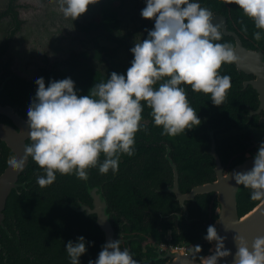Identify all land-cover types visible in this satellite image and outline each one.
I'll list each match as a JSON object with an SVG mask.
<instances>
[{"label":"flooded vegetation","instance_id":"af4514ba","mask_svg":"<svg viewBox=\"0 0 264 264\" xmlns=\"http://www.w3.org/2000/svg\"><path fill=\"white\" fill-rule=\"evenodd\" d=\"M54 1L27 0V4L22 0L1 1L0 105L12 107L13 111L24 117L27 116V110L35 97L38 88L35 81L38 78L43 77L47 87L52 80L59 81L70 77L79 92L86 83L94 86L95 83L106 81L112 72L126 75L131 66L127 58L133 55L130 49L136 42L147 39V30L154 28V20L141 16L146 0H98L93 4L94 8L89 6L88 12L79 19L73 21L66 18L72 23V27L60 21L56 12L50 9ZM205 1L199 0V3L206 8L208 3ZM22 3L27 7L25 10ZM40 6L49 9L42 14ZM123 6L128 9L137 7L134 12L122 13ZM105 8L109 11H105ZM27 15L33 19L30 26L34 28L35 36L28 44L21 46L18 34L27 25V19L24 18ZM109 16L115 17L111 24L106 23ZM83 34L88 37L85 42ZM223 36L228 38V43L233 39L224 34ZM244 45L249 47L250 44ZM235 69L239 80V88L235 92L252 91L255 96L252 104L242 103L240 106V112L246 121L230 127L226 119L223 125L213 127L207 117L197 114L201 120L200 125L205 128L201 135L208 138V146L203 149V153L212 163V180L192 184L188 173L174 160L172 144L158 138L157 134L155 136L148 126L149 131L141 130L136 134L135 150L144 144L146 149L157 147V160L162 164L167 162V174L161 165L156 168L152 176L156 184L145 181L142 173L145 157L137 154L120 164L116 174L111 170L107 174H100L97 167L90 169L89 179L83 181L75 175L57 173L55 182L44 188L37 184V176L43 174L42 169L36 168L38 165L32 166L30 176L27 171L20 175L18 184L24 186L19 185L11 193L3 212L4 217L0 218V264H70L65 250L67 242L76 243L80 236L85 238L87 248L86 253L80 257L81 264L95 261L102 246L106 244L96 211L101 202L100 186L103 182L108 215L118 240H121V249H128L138 264H167L171 260L167 257L170 252L189 253L193 246H201L208 226L212 225L210 212L206 210L207 200L213 195L217 201L216 208L218 200L214 193L191 194L196 187L214 182L217 178V163L211 154L210 133L213 134L224 175L247 158H255L259 145L264 142V109H261L259 94L252 86L258 77L245 71L240 72L236 65ZM219 73L223 75L221 70ZM143 113L145 115L142 123L148 125L149 118L145 117V109ZM0 124L13 125V122L0 114ZM29 142L30 139L28 145ZM227 143L230 144L229 150L225 146ZM226 156L232 159L227 160ZM174 167L178 172L179 192L185 196L183 204L175 193L163 192L175 185ZM3 172L4 167L0 176ZM164 195L171 198V205H167ZM12 198L14 200L11 202ZM241 200L239 211L244 214V209L252 207L251 195L248 198L241 196ZM21 201L28 204L41 201L48 207L45 213L49 217L44 220L43 234L32 232L35 228L33 218L17 216L15 209ZM8 206L15 207L12 213V209L8 211ZM56 207L60 211L57 229L50 219L52 209ZM175 238H181V241L176 244Z\"/></svg>","mask_w":264,"mask_h":264},{"label":"clouds","instance_id":"9594fccd","mask_svg":"<svg viewBox=\"0 0 264 264\" xmlns=\"http://www.w3.org/2000/svg\"><path fill=\"white\" fill-rule=\"evenodd\" d=\"M59 10L73 21L88 12L98 0H58ZM235 4L243 15L254 22L257 31L253 38L264 39V0H225ZM144 19L154 20L148 38L136 42L130 49L134 55L125 74L112 72L106 81L95 83L89 95L77 94L75 82L69 77L52 80L46 87L43 77L38 78L35 97L27 110L31 144L25 145L22 158L16 155L7 160L9 169L20 173L29 157L42 169L37 184L47 187L60 175H75L87 181L89 170L100 174L118 173L122 154H135L136 134L148 131L143 124L145 104L162 135L176 137L201 124L190 105L185 87L193 92L210 95L215 106H221L231 88V77L220 75L224 64H239L237 47L218 43L223 38L219 25L213 24V13L202 7L198 0H146L141 10ZM247 33L243 19L238 21ZM157 84L159 85L157 87ZM143 102V103H142ZM103 156V160H101ZM237 185L251 189L253 201H264V142L255 154L254 166L249 171H236ZM217 223H221L223 213ZM208 242H216L213 254L200 256V245L193 246V264H218L231 256L224 246L217 228L209 225ZM237 251L234 264H264V235L251 243L242 236L234 237ZM121 240L109 241L102 246L98 258L88 264H138L128 249H121ZM66 252L70 264H81L80 257L87 251L85 238L68 241Z\"/></svg>","mask_w":264,"mask_h":264},{"label":"water","instance_id":"95a60500","mask_svg":"<svg viewBox=\"0 0 264 264\" xmlns=\"http://www.w3.org/2000/svg\"><path fill=\"white\" fill-rule=\"evenodd\" d=\"M199 2V0H198ZM208 8V7H206ZM209 9V8H208ZM213 13V24L219 25L224 35L233 37L231 44L237 47V55L241 57L239 64H234L238 70L246 73L255 74L258 80L252 83L253 88L257 91L260 98L261 109H264V52L262 49L254 50L252 47H246L241 38L234 32L229 31L227 18L219 13ZM0 114L7 116L13 125L0 124V145H3L8 152L7 160L10 156L16 155L22 158L25 154V145H28L29 126L27 124V116L24 117L21 113L17 114L12 107H2L0 105ZM211 154L214 156L217 163L215 172L217 178L214 182L207 183L196 187L192 191V196L196 194L214 193L217 195L218 208L223 212L220 215L221 223H217L219 214L215 210L214 225L217 228L219 235L224 238V246L226 250H230L232 255L222 258L218 264H234V256L237 251V246L234 237L242 235L249 240V243L259 235H264V201L251 200L249 209H244L245 213L239 211V203L242 202L241 196L248 198L251 195V189L245 188L242 185H237L233 173L236 171H249L254 166V158L246 160L234 166L229 173L223 174V167L220 164V158L216 150V144L213 134ZM31 163V157L28 158L24 170L20 173L9 169L7 163L3 174L0 176V218L3 219V212L6 207L8 197L14 190H17L20 175L25 172ZM176 181L173 188L164 189L163 192H171L177 195L178 200L183 204L185 196L181 195L178 187V172L174 167ZM104 182L100 186L101 195L98 208L96 211L99 214V224L105 236L106 243L109 241L118 240L112 221L108 215V206L106 197L103 192ZM102 197V198H101ZM217 209V208H216ZM216 248V242H211L208 252L205 257L213 254ZM192 252V251H191ZM191 252H170L167 257L171 260L167 264H193ZM195 264H200V260H196Z\"/></svg>","mask_w":264,"mask_h":264},{"label":"trees","instance_id":"16d2710c","mask_svg":"<svg viewBox=\"0 0 264 264\" xmlns=\"http://www.w3.org/2000/svg\"><path fill=\"white\" fill-rule=\"evenodd\" d=\"M105 1L110 2V0H105ZM205 2L208 3L207 7L212 12L219 13L227 18L228 29L236 32L243 41V43L250 44L249 46L253 48H263L264 50V39H261L260 41L254 40L253 34L255 31H257V29L254 26V22L243 15V12L241 9H239L238 5L225 3V0H206ZM105 7H108V5L105 4ZM105 11L108 12L109 9L105 8ZM107 19L108 20L106 21V23L111 24L114 22L115 17L109 16ZM241 19H243L244 25L247 26V33L241 30L242 25L238 22ZM262 36H264V32H262ZM227 40L228 38H222V40L218 41V43H225L227 42ZM231 40L232 38L230 39V41ZM220 70L223 72V75H228L231 77V88L227 93V99L225 103L221 106H215L211 101L210 95H205L202 92L201 93L193 92L191 90V87L188 85H181V87H185L187 92V98L190 102V105L195 109L196 113L197 114L200 113L205 117H207L213 127L223 125L226 119H228V125L230 127L236 125L238 126L243 121L244 122L246 121L245 118H243L242 113L240 112L242 110L240 106L242 105V103L252 104L253 99H255V96L252 91H247L246 93L235 92V90L239 88V80L237 79L238 73L235 69L234 64H224L222 65V68ZM158 86L159 85L157 84V87ZM92 87L93 86H91L90 83H86L85 86H83L82 89L79 92H77V94L80 96L89 95L90 89ZM144 109L146 111L145 117L149 118V123L147 126L154 133L155 136L157 134L158 138L167 140L172 144L174 148V153H173L174 160L177 163H179L180 168L183 171H186L188 173L187 176L191 178L192 184L204 183L212 180L213 174L210 170L212 163L210 162V159L203 153V149L208 146V138L201 135V132H203L205 128L202 127V125H199L194 127L193 129L187 130L185 133H182L176 137L162 135L163 128L162 126L161 127L155 126L154 120L150 115L151 109L148 108L146 104L144 106ZM244 112H246V109H244ZM144 115L145 113H142V116ZM29 144H31V142H29ZM225 146H227L228 150L230 149L229 143H227ZM2 147L4 148V146ZM2 147H0V173L3 170V167L5 168L6 166L7 155H8L6 149L5 148L3 149ZM157 151H158L157 147L153 146L152 149H146V146L144 144V145H139V149L136 148L135 154L133 155L135 156L137 154L145 157L142 167V173L145 178V181H149V182L152 181V183L154 184H156V182L154 181V179H152V176L156 172V168H158V166L161 165L162 169H164L165 174H167V169H168L166 161H164L162 164V162H159L157 160V155H158L156 154ZM151 153L153 155H151ZM129 158L130 157L128 155L122 154L120 159V164L127 162ZM226 159L231 160L232 158L226 156ZM101 160L103 159L101 158ZM35 165L37 164L31 158L30 166L26 170L28 176H30L31 174L33 168L32 166ZM36 168H39V166H36ZM23 194L25 195L26 192H23ZM164 198L168 203L167 205H171V198L167 195H164ZM12 200H14V198L11 199V202ZM207 201L208 202L206 203L207 204L206 210L210 212L211 224L213 225L215 219L214 213L216 210L217 201L213 195ZM14 208L15 207L8 206V211L12 209L10 211L12 213ZM57 208L58 207L54 208L55 210L52 209V212L50 214L51 222L56 229L58 228L59 217H60V213H59L60 211L58 210L59 208L58 209ZM47 210L48 207H45V203H42L41 201L39 202L32 201L29 204L21 201L17 205V209H15V212L18 214L17 216L20 217L28 216L30 218H33L34 219L33 225H35V228L32 229L33 230L32 232L43 234L44 233L43 224L45 223L44 220L45 218L49 217V214L47 215L45 213V211ZM189 240H192L196 244L195 240H193L192 238H190ZM180 241L181 238L174 239V242L176 244H178ZM201 248L202 251L200 252V256H203V254H206L210 248V244L207 242V240L205 239L203 240V242L201 243ZM57 252L58 251H56V253Z\"/></svg>","mask_w":264,"mask_h":264},{"label":"rangeland","instance_id":"374dc122","mask_svg":"<svg viewBox=\"0 0 264 264\" xmlns=\"http://www.w3.org/2000/svg\"><path fill=\"white\" fill-rule=\"evenodd\" d=\"M1 1L2 0H0V5H2L1 4ZM22 1H24L26 4H27V0H22ZM33 3V2H32ZM59 2L57 1V0H55L54 2H53V4H52V6H51V8L50 9H52L54 12H56V15L58 16V19L60 20V21H62V22H64L68 27H72V23L68 20V19H66L65 17H64V15L62 14V12H60V10H59V4H58ZM22 6L24 7V10H25V8H27L26 7V5L24 4V3H22ZM130 6H133L132 4H130ZM137 6H134V8H130V9H128V7L127 6H123V8H121V10H122V13H126V12H134V11H136V8ZM40 9V11L41 10H43L42 11V14H44V10H48L49 8H44L43 6H40L39 7ZM90 8L91 9H93L94 8V6H93V4L92 5H90ZM36 11H38V10H36ZM53 11H51V12H53ZM24 12V11H23ZM26 13H29V12H26ZM24 18H26L27 20V25L25 26V29L22 31V32H20L19 34H18V36H19V42L21 43V46H24V45H26V44H28L27 42H30L32 39H33V37L35 36V34H34V28L33 27H31L30 26V21H32L33 22V19H32V17H29L28 15L27 16H24ZM87 35L86 34H83V39H84V42H85V40H87ZM89 40H90V38H89ZM90 44V43H89ZM39 56H42L41 54H38ZM134 59V55H132V56H128V58H127V61H129V63H131V61Z\"/></svg>","mask_w":264,"mask_h":264},{"label":"built area","instance_id":"2783aa9c","mask_svg":"<svg viewBox=\"0 0 264 264\" xmlns=\"http://www.w3.org/2000/svg\"><path fill=\"white\" fill-rule=\"evenodd\" d=\"M180 248V247H179Z\"/></svg>","mask_w":264,"mask_h":264}]
</instances>
